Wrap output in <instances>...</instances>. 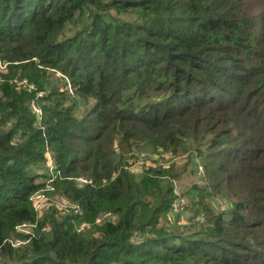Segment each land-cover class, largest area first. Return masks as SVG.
<instances>
[{
    "label": "trees",
    "instance_id": "1",
    "mask_svg": "<svg viewBox=\"0 0 264 264\" xmlns=\"http://www.w3.org/2000/svg\"><path fill=\"white\" fill-rule=\"evenodd\" d=\"M0 59V264H264V0H0ZM48 149L82 213L37 217Z\"/></svg>",
    "mask_w": 264,
    "mask_h": 264
},
{
    "label": "built area",
    "instance_id": "2",
    "mask_svg": "<svg viewBox=\"0 0 264 264\" xmlns=\"http://www.w3.org/2000/svg\"><path fill=\"white\" fill-rule=\"evenodd\" d=\"M5 65L6 63L0 59V67H4ZM16 81L18 82V84L23 85L24 87L34 88V84L30 83L26 78L16 79ZM69 88L71 89L70 84H69ZM31 108L37 114L38 123H39V121H41L43 117L42 108L38 104H36L35 101H32ZM161 155L167 157L166 155H163V153H161ZM46 160H47L46 163H47L48 171L50 174L47 178L46 185H48V187L54 188L53 181L57 176L61 175V171L58 168L53 153L50 149L46 151ZM77 180L80 182H88V178L85 176H78ZM31 200H32L33 208L38 218H41L42 213L44 212L45 209H49L53 205H55L61 212L82 213L80 206L77 203L71 201L68 197L61 196V197L53 198L43 190L35 191L31 196ZM177 207H178V203H174L172 210H176ZM110 214H111L110 212H107L102 216L98 217L96 221L102 222L105 218L110 217L111 216ZM90 225L91 224L89 222L83 221L78 226V230L84 231L88 229ZM37 226H38V220L25 221L19 223L16 226V231L19 235L11 236L7 238L6 241H8L14 247L22 246L28 243L31 240V238L36 234ZM46 228L48 227H44V229Z\"/></svg>",
    "mask_w": 264,
    "mask_h": 264
},
{
    "label": "rangeland",
    "instance_id": "3",
    "mask_svg": "<svg viewBox=\"0 0 264 264\" xmlns=\"http://www.w3.org/2000/svg\"><path fill=\"white\" fill-rule=\"evenodd\" d=\"M61 75L60 72H57V76ZM69 84L68 83L66 86H64L65 88H69ZM71 87V85H70ZM71 90V89H70ZM84 109V108H83ZM80 109V110H83ZM144 151L143 153H138L136 154L132 160H131V164H130V169L134 170L135 172H140L141 169L144 167V165H150V164H161L164 166H168L169 164H171L174 160L178 161L179 164H185V162L187 161V158L185 155L183 156H178V157H173L172 155L165 153V152H160V151ZM161 153H163L162 156ZM160 155V156H159ZM170 155V156H169ZM47 166V163H46ZM48 169V167L46 168ZM198 168L195 169H191V166H188V168L183 172L182 177L180 180H176L175 181V187L178 190V193H182L183 190L187 189L195 180L199 179L198 173L201 172L202 168H199V170H197ZM49 172V171H48ZM198 172V173H197ZM54 187V186H53ZM39 190H43L45 191L48 195H50L51 197L55 198V197H61L63 195H60L56 188H52V187H48V185L43 186L42 188H40ZM181 195V194H180ZM181 198L186 201V197H182ZM180 200H176L174 203H178V207L176 210H172L171 212V221L172 222H185L186 221V213L183 212L181 205H180ZM56 210L58 212L59 209L53 205ZM217 207L219 209H226L228 207V201L219 198L218 202H217ZM47 210L49 209H45L44 212L42 213V216H44V214L47 212ZM41 216V217H42Z\"/></svg>",
    "mask_w": 264,
    "mask_h": 264
}]
</instances>
